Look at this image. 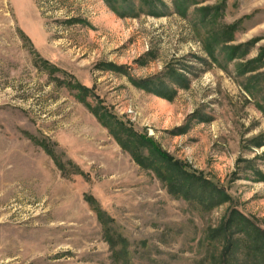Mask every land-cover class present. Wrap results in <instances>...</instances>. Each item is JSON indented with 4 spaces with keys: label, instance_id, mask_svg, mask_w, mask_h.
<instances>
[{
    "label": "rangeland",
    "instance_id": "obj_1",
    "mask_svg": "<svg viewBox=\"0 0 264 264\" xmlns=\"http://www.w3.org/2000/svg\"><path fill=\"white\" fill-rule=\"evenodd\" d=\"M131 2L119 16L104 0H0V264H207L221 243L206 233L233 209L264 232V0ZM117 120L143 155L160 159L152 140L215 181V204L172 193ZM87 196L127 239L120 261Z\"/></svg>",
    "mask_w": 264,
    "mask_h": 264
},
{
    "label": "trees",
    "instance_id": "obj_2",
    "mask_svg": "<svg viewBox=\"0 0 264 264\" xmlns=\"http://www.w3.org/2000/svg\"><path fill=\"white\" fill-rule=\"evenodd\" d=\"M107 5L119 16L130 15L134 12V6L131 0H104ZM157 1L159 0H141L140 9L138 11H145L148 14H154L157 9ZM152 7L153 10L150 11L147 7ZM148 8V10H146ZM209 55H214L210 50ZM114 68L121 69V67L115 66L112 64ZM51 67V66H50ZM52 69L56 71H60L56 66H52ZM157 80H160L155 78ZM67 82L68 85H71L72 88L80 90L83 94L88 92V88L78 82ZM132 81L140 88H144L145 90L158 93L160 95L166 96L168 98L172 96H167L166 94L160 92L158 89H161L158 85V82H152L149 79L137 80L132 79ZM103 110H105L103 108ZM99 111V112H98ZM101 110L95 109V114L101 121H105L108 118L116 117L112 114H108L107 112H103ZM98 112V113H97ZM111 115V117H110ZM109 120V119H108ZM118 126L123 127L120 130L121 134H116L117 141L127 148L134 159L144 168L153 169L156 172L158 177L162 179L168 186V189L176 194L182 196L184 199L189 200L190 202L197 201L198 204L202 205L204 210L210 209L215 203L214 199L216 196L222 192V188L216 184L210 178L197 176L194 173L189 172L183 165L174 161L166 152L162 151L158 145H156L151 140V145L154 146L152 151L156 158V155L160 157V159H151L149 156L143 155L141 152L142 144H147L145 141H149L146 138L132 139L131 135H134L130 129H127L124 126V123L117 120ZM106 123V122H105ZM107 124V123H106ZM135 136V135H134ZM129 145L133 146L131 150ZM48 153L54 156L53 151L49 150L47 147L45 148ZM152 156V158H154ZM64 168L63 166H61ZM87 201L94 206L98 219L100 220L107 237V241L110 243L112 251L115 255V261H120L122 257H125L128 254V246L129 243L126 238L121 235H117L113 232L112 222L113 220L110 218L108 214L101 208L100 205L91 198L90 196L86 197ZM207 201V202H206ZM206 208V209H205ZM252 226V228H251ZM250 232L252 233H249ZM205 240L210 244L221 243L220 252L217 254L214 251L210 253V256L207 257V264H238V259L242 255H245L246 262L243 264H250L254 257L259 258V256L264 255V232L259 227L254 226V224L250 223L246 217L241 214L238 210L233 209L222 221V223L216 228H211L206 233ZM258 243L255 250H250L249 241ZM243 246L246 250H242ZM254 256V257H252ZM127 264L124 261L123 264ZM256 260L254 261V264Z\"/></svg>",
    "mask_w": 264,
    "mask_h": 264
}]
</instances>
